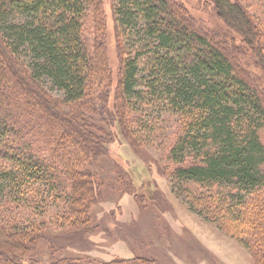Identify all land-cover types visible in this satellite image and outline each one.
<instances>
[{
    "label": "trees",
    "instance_id": "obj_1",
    "mask_svg": "<svg viewBox=\"0 0 264 264\" xmlns=\"http://www.w3.org/2000/svg\"><path fill=\"white\" fill-rule=\"evenodd\" d=\"M205 1L212 29L183 2L113 0L112 103L104 0H0V264H89L56 256L59 239L98 227L105 192L143 206L117 160L112 180L97 169L119 136L150 145L163 115L173 192L264 264V0Z\"/></svg>",
    "mask_w": 264,
    "mask_h": 264
},
{
    "label": "rangeland",
    "instance_id": "obj_2",
    "mask_svg": "<svg viewBox=\"0 0 264 264\" xmlns=\"http://www.w3.org/2000/svg\"><path fill=\"white\" fill-rule=\"evenodd\" d=\"M176 1L183 2L205 27L212 29L221 25V20L209 10L205 0ZM248 6L256 14L253 3ZM103 11L106 53L112 77L110 101L114 103L119 96L121 43L113 15V0H104ZM165 118L164 115L161 117L160 130L149 139L151 144L148 146L141 142L134 147L119 136V141L111 145L109 157L101 159L103 168L97 169L101 175H107V180H112L115 175L113 160H117L131 174L138 196H145L143 206H139L141 204L133 194L121 197L105 192L107 198L95 209L98 227L89 234L60 238L63 249L56 256H76L88 260L89 264L134 255L154 259L156 264H256L250 252L236 239L193 213L173 192L171 182L164 174L167 167L163 159V143L174 132L173 119L163 125ZM149 197L152 198L150 201ZM111 211H115L114 215H110ZM49 254L50 251L45 252L41 257L45 263L50 260Z\"/></svg>",
    "mask_w": 264,
    "mask_h": 264
}]
</instances>
